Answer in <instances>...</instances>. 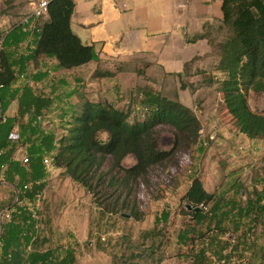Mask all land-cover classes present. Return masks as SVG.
Masks as SVG:
<instances>
[{
  "label": "trees",
  "instance_id": "obj_1",
  "mask_svg": "<svg viewBox=\"0 0 264 264\" xmlns=\"http://www.w3.org/2000/svg\"><path fill=\"white\" fill-rule=\"evenodd\" d=\"M16 1L1 0L4 9L0 14L13 10ZM220 1L225 34L221 42L209 41V45L217 58L214 75L222 78H209V82L217 86L215 92L221 95L236 131L249 140L264 142V111L252 112L247 104L249 93L264 95V0ZM73 10L72 0H49L48 20L34 28L28 57L27 40L32 31L27 21L15 24L0 42V184L5 182L14 189L12 200L0 203V264H76L72 246L42 251L37 247L46 243L38 235L36 203L43 199L49 168L62 170L81 186L101 213L121 218L129 215L139 223L144 219L142 205L151 200L152 189L162 193L161 187L175 188L182 171L192 166L199 144L201 123L196 113L160 96L147 98L142 106L144 120L131 121L128 112L86 101L69 109L54 128L42 126L50 100L27 85L13 86L20 76L27 78L29 60L54 59L61 70L96 60L93 47L83 45L71 32ZM14 101L16 116L6 117ZM165 133L171 135V147L161 151L159 142ZM100 135L106 139L100 140ZM208 141L205 145L201 141V146L208 147ZM20 150L27 159L25 164L16 159ZM128 156L135 163L124 167L122 162ZM235 187L238 191L225 200L224 195L207 194L197 177L192 180L179 204L180 216L186 220L176 238L182 247L176 256L183 264H253V260H242L246 250L232 245L219 225L225 221L234 226L264 224V197L254 192L251 199L242 200L240 192L246 188ZM186 205L200 210L188 211ZM169 215L162 211L155 223L166 224ZM191 226H214L216 233L210 240H217L218 235L222 239L202 245L206 233ZM257 255L258 264H264V250Z\"/></svg>",
  "mask_w": 264,
  "mask_h": 264
},
{
  "label": "crops",
  "instance_id": "obj_2",
  "mask_svg": "<svg viewBox=\"0 0 264 264\" xmlns=\"http://www.w3.org/2000/svg\"><path fill=\"white\" fill-rule=\"evenodd\" d=\"M72 1L71 32L83 45L92 46L97 58L71 70H61L56 60L43 57L27 62V78L18 80L13 89L23 85L30 87V81L39 85L33 92L51 102L42 126L54 128L55 122L64 119L69 109L80 106L75 98L81 88H86L84 94H90L88 98L100 103L105 94L112 91L117 97L116 103L125 107L121 111L128 112L130 119L137 118L148 97L160 96L177 102L179 93L188 94L190 106L186 108L195 112L201 123L200 140L192 155V166L185 168L177 186L167 191L181 198L197 177L207 194L224 195L225 200L234 196L238 191L235 185L240 184L246 188L240 192L242 200L251 199L254 192L264 197V142L249 140L239 134L229 123L226 111L219 115L220 111L217 112L214 106H223L221 95L210 94L211 84L207 78L199 80L207 75L206 61L212 55L209 41L225 34L224 29L221 30V1ZM3 9L0 0V13ZM29 12L27 0V25L32 31L27 40V57L33 50L34 28L48 20L47 16L30 19ZM14 20L13 15L0 14V42L14 28ZM197 81L198 85H193L195 90L189 91ZM201 92L203 97H200ZM197 106L203 107L204 111L197 110ZM16 113L14 101L5 116L13 118ZM213 132H216V141L203 148L201 141L205 145ZM4 191L12 193L14 189L2 182L0 193L4 194ZM191 228L206 233V244L202 245H207L216 233L212 231L214 226ZM181 230L183 227L171 240L170 247L175 251L182 248L176 240ZM219 231H226L225 238L232 241V245L238 244L246 250L242 260H254L255 230L251 225L234 226L225 221L219 225ZM148 233L143 232L142 237H147ZM220 239L222 235H218L217 240H210V244ZM152 251L153 248L148 250L149 253Z\"/></svg>",
  "mask_w": 264,
  "mask_h": 264
},
{
  "label": "rangeland",
  "instance_id": "obj_3",
  "mask_svg": "<svg viewBox=\"0 0 264 264\" xmlns=\"http://www.w3.org/2000/svg\"><path fill=\"white\" fill-rule=\"evenodd\" d=\"M8 14L14 16L15 24L24 21L27 18V0H17L14 9L10 10ZM222 40L223 36L219 35L214 43L217 44ZM216 59L213 55L207 58V77L201 76L199 80L222 78L220 75H213L217 65ZM198 82L193 83L189 91H194L193 85H198ZM216 88L214 83L211 84L210 94L215 95ZM85 92L86 88L79 89L75 102L83 104L89 100L93 103H100L98 100L94 101L93 98H88L90 94L85 95ZM200 95V97L204 96L202 92ZM116 98L111 91L109 94H105V100L102 99L101 104L103 106L111 105L119 110L125 108L123 105L120 106L121 103H116ZM177 99L181 105L190 106L188 94L185 96L179 93ZM247 104L252 112L264 111V95L249 93ZM214 109L220 111H217L219 115L225 111L224 106L220 104L218 107L214 106ZM197 110L204 111V108L197 106ZM145 117H147L145 111H138V121L144 120ZM131 121H134V118ZM99 139L105 140L106 136L100 135ZM215 141L216 138L214 141H208V146ZM170 147L171 135L162 134L159 150L167 151ZM24 157L23 151L17 152V160L21 161ZM134 163V158L128 156L122 164L125 167H130ZM167 189L159 188L158 190L162 193L152 189L151 200L147 205H142L144 219L142 222L136 223L130 219L123 220L118 216L111 217L101 213L94 207L91 196L81 186L64 176L62 170L49 168L47 188L44 191L43 199L36 203L39 218L38 235L41 240H46V243L39 244L37 247L42 251L72 246L76 264H183V261L176 256L177 251L172 249L170 244L177 231L183 227L186 219L180 216L179 195L174 196ZM12 198L13 194L8 191H4V194L0 193V203H8ZM165 210L170 213L169 220L166 224H156L155 219ZM250 225L255 229V254L258 258L257 253L264 250V224L259 221L256 225ZM145 231L153 233L142 237ZM150 248H153L151 253H149ZM256 258L253 260V264H258Z\"/></svg>",
  "mask_w": 264,
  "mask_h": 264
},
{
  "label": "built area",
  "instance_id": "obj_4",
  "mask_svg": "<svg viewBox=\"0 0 264 264\" xmlns=\"http://www.w3.org/2000/svg\"><path fill=\"white\" fill-rule=\"evenodd\" d=\"M48 2L49 0H28V5H29V18L30 19H40L44 16H46L47 14V6H48ZM25 22L27 21V18L24 20ZM26 78L24 76H20L19 80L20 81H24ZM30 87L33 90H37L39 89V85L37 83L34 82H29ZM216 138V132H213V134H211L208 137L209 141H214ZM24 164L27 163V159L24 157L21 160ZM44 165H48V161H44ZM206 210V209H204ZM103 240V239H102Z\"/></svg>",
  "mask_w": 264,
  "mask_h": 264
},
{
  "label": "water",
  "instance_id": "obj_5",
  "mask_svg": "<svg viewBox=\"0 0 264 264\" xmlns=\"http://www.w3.org/2000/svg\"><path fill=\"white\" fill-rule=\"evenodd\" d=\"M185 208H186V210L193 211V212H197V211L200 210V208H191L188 205H186ZM122 218H124V219H130L129 215H122Z\"/></svg>",
  "mask_w": 264,
  "mask_h": 264
}]
</instances>
